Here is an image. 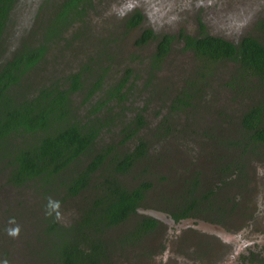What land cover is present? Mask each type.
I'll return each instance as SVG.
<instances>
[{"label": "rangeland", "instance_id": "obj_1", "mask_svg": "<svg viewBox=\"0 0 264 264\" xmlns=\"http://www.w3.org/2000/svg\"><path fill=\"white\" fill-rule=\"evenodd\" d=\"M62 2L17 1L0 44V66L25 43H46L43 30L56 15L50 11ZM137 9L145 14L144 24L129 30L127 19ZM150 27L157 37L138 44ZM203 31L235 42L249 35L264 42V0H92L84 19L48 44L46 58L19 91L30 95L42 85L67 84L71 73L81 72L83 85L71 96L72 116L84 121L99 116L103 129L91 148L47 186L38 179L13 185L9 163L0 159V264H46L42 249L49 211H57L63 221L77 220L98 190L96 181L112 166H104L75 196L64 192L67 176L103 148L113 147V156L124 154L140 139L147 142L146 154L119 177L129 188L144 180L152 187L139 212L109 230L112 252L102 264H264V229L246 226L252 213L244 203L252 189L245 183L248 171L264 167V145L254 143L244 151L243 142H231L247 134L242 117L264 96V83L239 76L234 61L198 57L178 35ZM164 33L177 37L156 66L152 57ZM99 80L102 85L96 88ZM123 80V90L110 95ZM138 115L146 124L135 134ZM130 132L133 137H127ZM246 171L247 180L241 175ZM196 178V194L189 195ZM195 195L204 208L217 206L220 212L201 210L188 224H171L175 204ZM147 214L158 216L159 226L142 241L122 246V234ZM246 238L252 244L243 245Z\"/></svg>", "mask_w": 264, "mask_h": 264}, {"label": "trees", "instance_id": "obj_2", "mask_svg": "<svg viewBox=\"0 0 264 264\" xmlns=\"http://www.w3.org/2000/svg\"><path fill=\"white\" fill-rule=\"evenodd\" d=\"M17 1L0 0V44ZM89 5H92V0H63L52 24L43 28L46 43H25L0 69V159L6 158L12 166L9 180L15 185L20 186L35 177H41L44 186L52 180L56 181L66 168L91 148L101 133L103 123L99 116L87 121L72 116L71 92L82 87L81 72L71 73L67 84L56 82L39 86L34 95L25 94L18 99L13 94L15 87L17 92L26 87L22 82L46 58L48 44L60 38L69 25L83 20ZM142 19L143 14L136 11L127 24L133 27ZM154 36L151 28L145 29L138 43H145ZM174 37L164 34L159 40L153 57L156 66L170 52ZM183 37L186 48L193 50L198 57L208 61H234L239 65V76L257 77L264 83V43L258 38L245 36L234 42L207 32L200 36L186 34ZM125 80L112 87L110 95L120 93ZM101 85L99 80L96 88ZM243 121L252 143L264 141V99L246 111ZM135 122L138 127L134 129L136 134L146 122L143 115H138ZM134 132L128 133L127 137L133 136ZM147 148V142L140 139L135 149L118 153L109 161L111 149L101 150L84 168L67 176L63 183L64 192L75 196L95 181L97 170L106 165L112 166L107 175L96 181L98 190L77 220L63 221L57 211H49L47 226L44 227L45 248L42 249L46 264H102L109 256V230L138 213L147 191L152 187L151 181L144 180L129 188L119 177L146 154ZM47 191L50 193L51 187ZM194 206V203L190 204L185 210ZM157 224L156 218L141 216L119 240L123 244L140 242Z\"/></svg>", "mask_w": 264, "mask_h": 264}, {"label": "flooded vegetation", "instance_id": "obj_3", "mask_svg": "<svg viewBox=\"0 0 264 264\" xmlns=\"http://www.w3.org/2000/svg\"><path fill=\"white\" fill-rule=\"evenodd\" d=\"M88 7L89 6H86V9H85V11H86V13L88 12ZM53 10L52 11H50L51 13H53V14H56L58 11H59V8H52ZM136 11H140L142 14H143V19H142V21L139 23V24H137V25H135V26H133V27H129L128 26V24H127V22H128V20L132 17V15L136 12ZM134 13H132L129 17H128V19H127V22H126V27H127V29H129V30H132V29H139V28H141L142 26H143V24H144V21H145V14L143 13V11L142 10H140V9H137ZM201 26L203 27V30H205L206 29V25L204 24V22L203 21H201ZM151 28V27H150ZM150 28H144V30H143V32H142V34H141V36L143 35V33H144V31H145V29H150ZM153 31H154V33H155V36L154 37H152V38H150V39H148V41L147 42H149L151 39H153V38H156L157 37V35H156V31L153 29V28H151ZM204 32H206V31H203L201 34H199V35H192V34H189V33H186V32H184V33H180V34H178L179 36H181V38L184 40V37H183V35H186V34H189V35H192V36H200V35H202ZM208 33V32H207ZM164 34H171V33H164ZM164 34H162L160 37H158L159 38V40L161 39V37L164 35ZM171 35H174V34H171ZM140 36V37H141ZM175 37H174V39H173V41H172V47H171V49L173 48V44H174V41H175V39H176V37H177V35H174ZM249 36H252V35H249ZM139 37V38H140ZM255 37V36H254ZM138 38V39H139ZM257 38V37H256ZM259 39V38H258ZM159 40H158V42H159ZM260 40V39H259ZM240 41V40H239ZM261 42H263L262 40H260ZM137 42H138V40H137ZM147 42H145V43H138V44H140V45H144V44H146ZM235 42V41H234ZM238 42V41H237ZM264 43V42H263ZM184 44H185V47H186V42H185V40H184ZM157 47H158V44H157ZM186 49H188V48H186ZM191 50V49H190ZM16 51V50H15ZM14 51V52H15ZM156 51H157V49H156ZM156 51L154 52V54H153V57H154V55H155V53H156ZM171 51V50H170ZM193 51V50H192ZM194 52V51H193ZM2 53V52H1ZM195 53V52H194ZM14 54V53H13ZM12 54V55H13ZM169 54V53H168ZM167 54V55H168ZM167 55L165 56V58L167 57ZM12 57V56H11ZM10 57V58H11ZM152 57V58H153ZM1 58V57H0ZM165 58H164V60H165ZM163 60V61H164ZM6 61H7V59H6ZM5 61V62H6ZM4 62V63H5ZM3 66V64L0 66V69H1V67ZM75 73V72H74ZM255 78H257V77H255ZM259 79V78H258ZM120 83V82H119ZM118 83V84H119ZM117 84V85H118ZM116 85V86H117ZM115 87V86H114ZM76 91V90H75ZM75 91H72L71 93L73 94ZM36 93V92H35ZM35 93H33V94H30V95H34ZM14 94V97H16V98H18V99H20L19 97H23L26 93H24L23 92V90L22 91H20V92H17V93H13ZM71 94V95H72ZM261 99H264V96L261 98ZM261 100H259V102H260ZM258 102V103H259ZM257 103H255L254 105H256ZM254 105H252V106H254ZM249 110V108H247V110L246 111H248ZM246 111L244 112V115H245V113H246ZM244 115H243V117H244ZM243 117H242V121H241V124H242V127H244V129L246 130V132H247V134H245V133H243L242 134V136L241 137H239L238 139H236V140H232L231 142L232 143H238V142H243V150L244 151H247L248 149H251V148H253V144L254 143H252V138L250 137V134H248V129L245 127V124H244V121H243ZM102 129H103V127H102ZM102 131V130H101ZM101 134V133H100ZM100 134H99V136L97 137V139H96V141L99 139V137H100ZM131 137H133V136H131ZM223 138H226V139H229L230 137H228L227 138V136L226 137H223ZM20 140V139H19ZM95 141V142H96ZM94 142V143H95ZM255 143H258V144H260V145H264V141H256ZM107 148H110L111 149V153H110V155H109V157H108V161L113 157V155H112V152H113V150H114V148L113 147H111V146H109V147H105V148H103V150L104 149H107ZM82 156V155H81ZM263 164H264V160H263ZM135 165V164H134ZM133 165V166H134ZM103 168V167H102ZM102 168H100V169H102ZM230 168V167H229ZM242 168V167H241ZM100 169L99 170H97L96 171V173L95 174H98V172L100 171ZM11 171H12V166L10 165V173L9 174H11ZM243 171V170H242ZM249 173V174H248ZM248 173H247V171L246 172H244V173H241V175L243 174V176H244V179L245 180H247V178L248 177H250L245 183L246 184H249V186H251L252 187V189H251V191L249 192V195H248V198H245L244 199V203L247 205V206H249L250 207V212L252 213V217L249 219V220H247V222H246V220H244V222H246L247 223V227H248V225L249 226H251V224H255V226L257 227V226H261V228H263L264 229V167H260V166H256V171L255 172H252V171H248ZM235 174H239V173H235ZM234 174V175H235ZM247 174H248V177H247ZM121 175V174H120ZM119 175V176H120ZM247 177V178H246ZM35 179H38L40 182H42L43 183V181H42V178L41 177H35V178H33V179H30V180H28V181H26V183L25 184H27L29 181H32V180H35ZM194 180V182H195V187L194 188H191V189H188V194L190 195V194H196V189H197V186L199 185V181L197 180V178L196 179H193ZM122 181V180H121ZM13 184V183H12ZM25 184H22V185H20V186H24ZM13 185H15V184H13ZM194 185V184H193ZM16 186H19V185H16ZM84 190H82V192H83ZM192 195V196H193ZM205 196V195H204ZM194 199H197V201L195 202L194 201ZM247 199H249V201H247ZM144 201V200H143ZM201 201H200V198L198 197L197 198V196L195 195L194 197H188V198H184V200L183 201H181L180 203H178V204H175V207L173 208L174 210H172L171 212H170V223L171 224H174V225H176V226H178V225H182V224H188L190 221H193L194 219H196V218H194V216L196 215L195 214V212H198V211H204V212H212L213 210L216 212V213H219L220 212V210H219V208L217 207V206H213L212 208H204V206L203 205H201V203H200ZM143 203V202H142ZM194 203V208H192V209H189L188 211H186L185 210V208H187V206L188 205H190V204H193ZM142 205V204H141ZM208 205H214V203L213 202H209L208 203ZM141 207V206H140ZM140 207L138 208V210H140ZM139 212V211H138ZM142 216H151V217H154V218H156V220H157V222H158V224L156 225V227L155 228H153L151 231H149L148 233H146L145 234V236H147L149 233H151V232H153L158 226H159V224H160V218L158 217V216H156V215H153V214H147V215H142ZM253 216H254V218H253ZM255 216H256V218H255ZM124 223V222H123ZM120 224H122V223H120ZM119 224V225H120ZM116 226H118V225H116ZM115 226V227H116ZM144 236V237H145ZM143 237V238H144ZM119 239H121V238H119ZM193 239V238H192ZM122 242V241H121ZM123 243V242H122ZM121 243V244H122ZM135 242H128V243H124V244H122V246L123 245H125V244H127V245H132V244H134ZM138 243V242H137ZM242 244V243H241ZM250 245V244H252V241L250 240V239H244L243 240V245ZM263 244H264V242H263ZM122 246L120 247V248H122ZM264 249V248H263ZM112 252V249H110V253ZM103 263V262H102ZM169 264H176V262L174 261V260H171V261H169L168 262Z\"/></svg>", "mask_w": 264, "mask_h": 264}]
</instances>
